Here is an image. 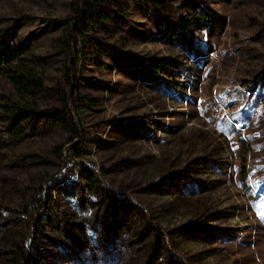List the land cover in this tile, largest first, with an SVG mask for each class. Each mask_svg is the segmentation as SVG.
Listing matches in <instances>:
<instances>
[{
    "label": "rangeland",
    "instance_id": "obj_1",
    "mask_svg": "<svg viewBox=\"0 0 264 264\" xmlns=\"http://www.w3.org/2000/svg\"><path fill=\"white\" fill-rule=\"evenodd\" d=\"M134 1L143 9L133 0L113 3L136 35L124 34L125 26L95 36L102 43L95 64L104 63L97 71L109 88L90 93L99 106L79 115L87 137L79 156L69 157L71 180L82 166L116 170L111 180L122 186V199L131 198L127 204L133 210L121 228L136 234L135 264H264V183L254 173L264 160H256L251 145L257 141L249 145L248 132L234 121L239 111H227L222 103L230 102L234 88L241 90L242 80L264 70V0H187L210 15L206 26L191 21L187 29L174 27L167 17L173 12L157 10V21L146 0ZM76 5V0H0V38L43 59L38 73L51 90L62 83L66 61L60 40L72 26ZM121 22L118 18L117 28ZM151 61L159 66L154 75L133 66ZM159 82L173 93L161 95ZM13 99L10 84L0 77V102ZM68 138L40 133L14 143L0 121V198L32 191L56 174L52 151L64 150ZM51 197L67 224L59 233H44L47 257L59 254L63 264H73L76 247L93 248L92 254L105 249L100 234L89 241L66 202L55 193ZM109 205L100 203L92 214Z\"/></svg>",
    "mask_w": 264,
    "mask_h": 264
},
{
    "label": "trees",
    "instance_id": "obj_2",
    "mask_svg": "<svg viewBox=\"0 0 264 264\" xmlns=\"http://www.w3.org/2000/svg\"><path fill=\"white\" fill-rule=\"evenodd\" d=\"M146 1L150 10L148 14L157 21L160 18L158 14H154L157 10L163 8L167 13L173 12L168 13L167 17L175 20L174 27L182 26L187 29L191 21L200 22L204 26L210 22V15L197 2L190 5L187 0ZM113 2L114 0H76L77 5L72 9V26L60 40L59 48L66 61L62 83L52 90L46 86L45 77L38 73L44 69L43 59L32 56L23 45L0 38V77L10 84L14 96L10 103L0 102V121L5 124L7 139L20 143L40 133H51L61 139L69 136L63 142L64 145L69 144L64 150L54 148L52 151L60 169L56 174L49 175L44 182L33 187L32 191L0 198V264H63L59 254L47 257L51 253L47 249L49 244L44 233H59L65 229L63 224H67L65 214L53 205V193L66 202L71 215L80 220L89 241L93 243L96 237L99 238L97 234H100L99 240L105 245V249L102 248L97 254L91 253L93 248L76 247L77 253L72 257L73 264L136 262L133 260V255L139 248L136 246L133 250L136 234H130L128 226L124 227V232L121 228L125 217L133 210L127 204L131 198L122 199V186L111 180L110 177L116 174V170L95 172L82 166L71 180L74 167L69 162L70 155L83 151L82 145L86 143L87 133L83 131L79 115L84 109L93 111L99 106L97 99L91 97L90 93L109 88L108 84L100 80L97 71L103 70L104 63L100 66L95 64V49L102 46L95 36L111 29H124L125 26L128 29L124 30V34H133L135 31L126 14L116 11ZM133 2L137 4L134 0ZM139 2L140 5H137L143 9V3ZM186 11L191 12L192 16L184 18ZM118 18L122 22L118 23L117 28ZM114 62V67H118V62ZM136 65L145 68L147 75H154L155 69L159 68L155 61L133 64ZM156 86L164 97L171 92L165 82H159ZM82 87L88 94H82ZM239 87L240 91L237 92L236 88L232 91L230 102L222 103L227 111L233 108L239 111L241 117L234 121L248 132L246 136L250 141L249 145L257 141L251 145L253 154L259 155L256 160H264V70H260L259 75L248 82L242 80ZM42 106L47 108L45 112L40 111ZM96 127L99 129V126ZM73 139L76 141L73 142ZM254 173L261 174L260 181L263 184L264 164L257 165ZM108 202L110 205L104 208L102 214H92L95 208L98 207L99 210L100 203L104 205ZM85 203L89 204L87 208ZM96 220L100 226H96ZM125 242L127 246L123 247ZM109 243L110 246L106 245ZM67 255L66 253L65 256Z\"/></svg>",
    "mask_w": 264,
    "mask_h": 264
}]
</instances>
